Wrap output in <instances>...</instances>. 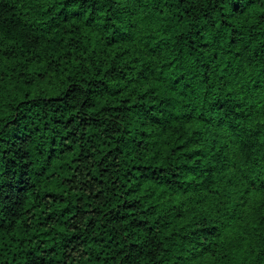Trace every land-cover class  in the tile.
Wrapping results in <instances>:
<instances>
[{"label":"trees","instance_id":"obj_1","mask_svg":"<svg viewBox=\"0 0 264 264\" xmlns=\"http://www.w3.org/2000/svg\"><path fill=\"white\" fill-rule=\"evenodd\" d=\"M0 264H264V0H0Z\"/></svg>","mask_w":264,"mask_h":264}]
</instances>
